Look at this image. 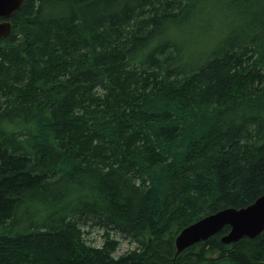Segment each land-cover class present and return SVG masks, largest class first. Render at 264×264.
I'll list each match as a JSON object with an SVG mask.
<instances>
[{
	"label": "trees",
	"instance_id": "1",
	"mask_svg": "<svg viewBox=\"0 0 264 264\" xmlns=\"http://www.w3.org/2000/svg\"><path fill=\"white\" fill-rule=\"evenodd\" d=\"M8 21L0 264H264V230L174 245L264 194V0H24Z\"/></svg>",
	"mask_w": 264,
	"mask_h": 264
},
{
	"label": "water",
	"instance_id": "2",
	"mask_svg": "<svg viewBox=\"0 0 264 264\" xmlns=\"http://www.w3.org/2000/svg\"><path fill=\"white\" fill-rule=\"evenodd\" d=\"M23 2L24 0H0V39L10 34L8 19L19 10ZM224 226L229 229L220 238V242L225 245L259 235L264 230V194L246 207L219 210L180 230L174 241L175 254L178 255L195 243L206 241Z\"/></svg>",
	"mask_w": 264,
	"mask_h": 264
},
{
	"label": "rangeland",
	"instance_id": "3",
	"mask_svg": "<svg viewBox=\"0 0 264 264\" xmlns=\"http://www.w3.org/2000/svg\"><path fill=\"white\" fill-rule=\"evenodd\" d=\"M207 2L208 0H202L203 5H207ZM211 8H216V7L211 6ZM208 13L211 14V11L208 10ZM223 17L225 16H222V14L220 16L215 17L212 23H210L211 21L207 20L205 15L200 17V20H202V22H205V24L203 23L202 25H200L201 30L195 38H207V39H211L212 41H215L218 38V35H220L219 34L220 25H222V23H225V18ZM84 231L87 232L84 234V239H85V242L89 246H94V247L101 246L103 242V231L102 230L88 226L84 229ZM113 236L118 237L115 235ZM119 241H120V245L118 247V250L116 251V254H115L116 257L120 254H123L127 250H131L135 247V244L130 243L127 240L120 238Z\"/></svg>",
	"mask_w": 264,
	"mask_h": 264
}]
</instances>
